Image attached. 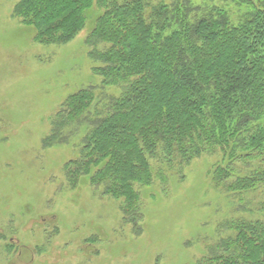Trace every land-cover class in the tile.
Wrapping results in <instances>:
<instances>
[{
  "label": "trees",
  "instance_id": "16d2710c",
  "mask_svg": "<svg viewBox=\"0 0 264 264\" xmlns=\"http://www.w3.org/2000/svg\"><path fill=\"white\" fill-rule=\"evenodd\" d=\"M25 2L20 14L57 44L102 10L86 42L99 81L59 115V133L88 127L80 175L105 162L93 184L133 200L155 166L215 156L214 188L247 215L218 219L196 264H264V0Z\"/></svg>",
  "mask_w": 264,
  "mask_h": 264
},
{
  "label": "rangeland",
  "instance_id": "374dc122",
  "mask_svg": "<svg viewBox=\"0 0 264 264\" xmlns=\"http://www.w3.org/2000/svg\"><path fill=\"white\" fill-rule=\"evenodd\" d=\"M25 1L0 0V264H196L218 219L247 215L214 188L216 157L180 172L155 166L133 200L93 184L105 162L80 175L88 127L59 133V115L79 87L99 81L86 42L102 10L57 44L20 14Z\"/></svg>",
  "mask_w": 264,
  "mask_h": 264
}]
</instances>
